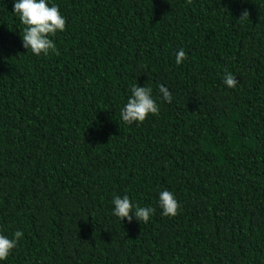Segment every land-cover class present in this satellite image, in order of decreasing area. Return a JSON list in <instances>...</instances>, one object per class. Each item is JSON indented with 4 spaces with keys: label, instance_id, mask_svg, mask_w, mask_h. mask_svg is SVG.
I'll return each mask as SVG.
<instances>
[{
    "label": "trees",
    "instance_id": "1",
    "mask_svg": "<svg viewBox=\"0 0 264 264\" xmlns=\"http://www.w3.org/2000/svg\"><path fill=\"white\" fill-rule=\"evenodd\" d=\"M50 3L66 27L37 56L0 0V234L23 233L4 264H264V0ZM134 85L160 111L127 124Z\"/></svg>",
    "mask_w": 264,
    "mask_h": 264
},
{
    "label": "clouds",
    "instance_id": "2",
    "mask_svg": "<svg viewBox=\"0 0 264 264\" xmlns=\"http://www.w3.org/2000/svg\"><path fill=\"white\" fill-rule=\"evenodd\" d=\"M13 10L25 26L22 36L23 47L30 49L37 56L54 53L56 43L51 37L63 32L66 27V19L59 7L55 3H50V0H14ZM246 17H248L247 11L242 14L241 19ZM185 59V51L183 49L177 51L176 63L181 64ZM223 83L227 88H235L237 79L233 74L228 73L224 76ZM158 91L163 101L172 102V95L165 85H159ZM159 111L160 107L154 98L153 88L134 85L130 89V96L120 116L122 121L132 124L143 122L149 116L158 115ZM111 204L112 215L122 221L131 222L135 219L147 223L155 211L153 208L134 204L127 195L123 197L115 195ZM158 206L161 214L167 217L176 216L181 207L175 195L166 189L158 193ZM22 237L21 231L14 232L11 237L0 234V264H4Z\"/></svg>",
    "mask_w": 264,
    "mask_h": 264
}]
</instances>
